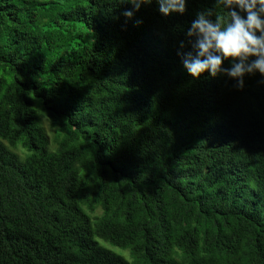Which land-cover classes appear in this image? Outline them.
Returning <instances> with one entry per match:
<instances>
[{
	"label": "trees",
	"instance_id": "obj_1",
	"mask_svg": "<svg viewBox=\"0 0 264 264\" xmlns=\"http://www.w3.org/2000/svg\"><path fill=\"white\" fill-rule=\"evenodd\" d=\"M214 4L0 0V264H264V77L177 55Z\"/></svg>",
	"mask_w": 264,
	"mask_h": 264
},
{
	"label": "clouds",
	"instance_id": "obj_2",
	"mask_svg": "<svg viewBox=\"0 0 264 264\" xmlns=\"http://www.w3.org/2000/svg\"><path fill=\"white\" fill-rule=\"evenodd\" d=\"M124 2L132 5L123 13L128 19L153 2L164 17L183 15L187 6V0ZM185 35L177 55L192 78L204 73L211 78L223 75L243 89L246 75L264 77V0H215L214 8L196 13ZM225 61L228 67L223 66Z\"/></svg>",
	"mask_w": 264,
	"mask_h": 264
},
{
	"label": "rangeland",
	"instance_id": "obj_3",
	"mask_svg": "<svg viewBox=\"0 0 264 264\" xmlns=\"http://www.w3.org/2000/svg\"><path fill=\"white\" fill-rule=\"evenodd\" d=\"M33 108H34V110L36 111V113L39 115V117L41 116V117H43V118H45V114H44V112L41 110V108H40V104H39V101L38 100H34V103H33ZM45 122H44V127H45V129L49 132V133H51L52 134V131H53V129L49 126V124H48V122L46 121V120H44ZM55 128V127H54ZM56 130H57V128H55V132H56ZM47 132V133H48ZM48 133V134H49ZM19 148H21L20 146H18ZM91 221L92 222H94V218L92 217L91 218ZM97 240V242H98V244L101 246V247H103V248H105V249H107V250H109V251H112V252H114V253H116V254H118V255H121L124 259H126L128 262H131V256H130V252L128 251V250H123V249H121V248H119V247H117V246H114V245H112V244H110V243H108V242H105V241H103V240H101V239H96Z\"/></svg>",
	"mask_w": 264,
	"mask_h": 264
}]
</instances>
